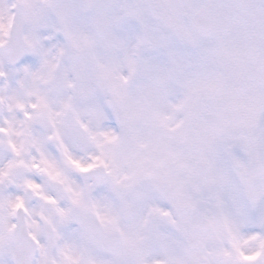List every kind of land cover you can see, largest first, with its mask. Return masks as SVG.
Listing matches in <instances>:
<instances>
[{"label": "snow or ice", "instance_id": "1", "mask_svg": "<svg viewBox=\"0 0 264 264\" xmlns=\"http://www.w3.org/2000/svg\"><path fill=\"white\" fill-rule=\"evenodd\" d=\"M0 264H264V0H0Z\"/></svg>", "mask_w": 264, "mask_h": 264}]
</instances>
